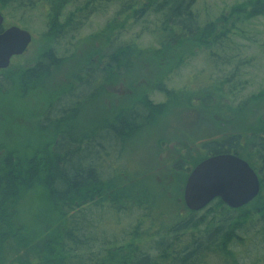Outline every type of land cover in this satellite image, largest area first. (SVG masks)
<instances>
[{
  "label": "trees",
  "instance_id": "trees-1",
  "mask_svg": "<svg viewBox=\"0 0 264 264\" xmlns=\"http://www.w3.org/2000/svg\"><path fill=\"white\" fill-rule=\"evenodd\" d=\"M109 1L0 0L4 18L9 9L40 6L46 25L30 64L0 70V96L23 103L46 95L32 106L0 107V264H264V85L238 99L241 67L224 55L241 25L264 17V0L236 2L204 21L194 9L197 0H115L119 6L111 17L80 36L99 3ZM143 17L153 23L144 28L152 43L140 44L141 34L118 42ZM64 39L71 52L59 56L56 45ZM201 51L221 78L168 88L169 79ZM73 61L75 72H62ZM108 83L128 93L112 94ZM135 87L140 90L133 104L115 108V101L107 102ZM179 88L186 95L175 98ZM193 89H205L197 93L196 110L215 117L188 137L201 157L192 165L186 156L163 163L149 158L150 169H132L137 129L166 118V103L155 104L150 96L159 93L167 104L175 99L174 105L188 107ZM103 95L104 110L85 125L79 122L82 106ZM219 129L225 132L216 136ZM222 153L246 160L259 176V194L240 208L215 198L190 211L182 183L146 175L161 165L163 173L188 174L201 159ZM252 244L249 257L242 250Z\"/></svg>",
  "mask_w": 264,
  "mask_h": 264
},
{
  "label": "rangeland",
  "instance_id": "rangeland-1",
  "mask_svg": "<svg viewBox=\"0 0 264 264\" xmlns=\"http://www.w3.org/2000/svg\"><path fill=\"white\" fill-rule=\"evenodd\" d=\"M241 1L242 0H197L194 9L197 11L200 20H211L214 19V17H217L220 13L226 12L227 8L231 4ZM118 6L119 3L115 0H110L107 4L99 3L98 11L96 10V13H93L88 17L84 26L80 29L79 35L82 36L96 32L106 22V20L111 17ZM44 13V10H42L40 6H37L33 10H8V16H5L4 18L5 26L15 24L20 28L28 30L31 34V41L26 50L22 54L12 57L9 66L17 63H24L27 65L30 64L31 62L28 61H31L33 57H35L36 52L41 49L43 43L41 34L46 29ZM153 19L154 18H148V20ZM143 20H145V17L140 20L136 19L135 22H131L129 28L119 35L118 42H128L131 38L141 34L137 39L138 42L142 45L148 44L149 42L151 44V38L145 33L144 28L146 26L151 28L153 23H144ZM239 28L240 30L237 34L232 35L231 43L228 46L229 48H227L224 53L225 56L231 57L230 59L233 63L239 62L241 67V74L239 75L241 88L236 92L240 95L238 99L245 97L246 95L258 90L260 86L264 85V17L252 19L249 23L241 25ZM69 45V39L62 40L58 45H56L57 54L62 56L70 53L71 48ZM206 54L207 53L203 51L197 52L195 54L196 56L184 63L175 76L169 79L170 81L167 82V87L172 88V86H174L177 88L178 86H184L189 83L188 86L192 88L193 85H196L197 83L198 85L205 86L208 82L207 80L220 79L221 73L219 72L218 66L216 67L214 65L215 70L213 66L207 62ZM76 64L77 61L71 62L69 70L65 72L63 69L62 72L67 74L75 72ZM224 68L226 71L228 67L225 66ZM152 73L154 72L152 71ZM67 74L66 76H68ZM190 79H192V81H190ZM53 81L50 80V82L47 83L49 88L52 87ZM227 85L228 84L224 82L221 87L222 90L227 89ZM107 87L109 88L107 90L112 92V94L116 93V95H123L128 93L124 88L116 85L113 86L112 83H108ZM89 90L90 87L86 88V92ZM139 90L140 89H136L135 87L132 89L133 93L126 96L113 95L111 97H107L106 95H103L101 98H96L89 104H84L79 116V122H82V124L85 125L94 114L98 113V110H104V105L102 104V98L104 96L109 98L107 99V102L108 100H111L112 102L115 101V108L118 106L125 107L129 104H133ZM177 90L178 91L173 94L178 95L175 96V98L184 97L186 95L184 93H186L187 90L181 91L180 88ZM203 92H205V89H193L190 93L193 95H190L189 98V101L191 100V105L189 104L188 107L174 105L173 103L176 101L175 99L169 100L168 104L167 102L165 104L167 108L161 111V113L163 112V114H166V118L164 120L156 123L155 118H152L144 127H139L137 129L135 139L131 145L132 149L135 148V150L130 151V158L128 160L132 167L135 166L132 169H135L138 164L144 165L146 169H150L151 163L147 161L149 158H156L159 162L163 163L165 160L167 161V158L169 157L175 158L182 156L185 158L186 156V160L190 164L192 160L199 159L201 157L200 151L196 145H193L188 141V137L199 133V131L203 128L204 121H210L215 118L212 114H205L204 112H201L202 109L196 110V106L199 102V95L197 93ZM180 94L182 95L179 96ZM45 96L46 95L41 94H38L37 96L33 95L26 98L23 103H20L18 100H15L10 96H0V107L15 106L21 108L26 105L32 106ZM171 97L172 95H170L168 99ZM150 99L155 104L165 102L164 96L159 93H153L150 96ZM110 109L113 108L107 107L105 110L109 111ZM139 124L141 125V123ZM215 132L216 136H220L225 131L220 130L219 133L218 130H215ZM141 142L144 143L141 144ZM176 148L182 149L176 151ZM164 169L165 167L161 165L157 171H151L150 174L148 173L146 175H150L153 181L160 182L162 179H169L170 182L171 180H175L179 184L182 183L184 186L185 180L183 176H187V172L185 173V171L182 170L180 176L179 174H172L171 172L163 173ZM176 170L178 171V169ZM174 175L176 178L173 177ZM242 248L243 247L241 246V249ZM242 252L248 254L249 257L252 256L254 254V245L252 244L245 247Z\"/></svg>",
  "mask_w": 264,
  "mask_h": 264
},
{
  "label": "water",
  "instance_id": "water-1",
  "mask_svg": "<svg viewBox=\"0 0 264 264\" xmlns=\"http://www.w3.org/2000/svg\"><path fill=\"white\" fill-rule=\"evenodd\" d=\"M3 21L0 11V26ZM30 41V32L17 25L0 30V70L9 66L13 56L22 54ZM259 191V176L249 163L232 153H222L202 159L190 170L182 199L190 211L203 209L215 198L229 208H240Z\"/></svg>",
  "mask_w": 264,
  "mask_h": 264
},
{
  "label": "flooded vegetation",
  "instance_id": "flooded-vegetation-1",
  "mask_svg": "<svg viewBox=\"0 0 264 264\" xmlns=\"http://www.w3.org/2000/svg\"><path fill=\"white\" fill-rule=\"evenodd\" d=\"M164 99H165V102H164V103H166V102H167V98H164ZM166 127H167V125H166ZM190 170H191V169H190ZM190 170H189V171H190Z\"/></svg>",
  "mask_w": 264,
  "mask_h": 264
}]
</instances>
